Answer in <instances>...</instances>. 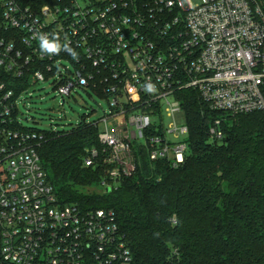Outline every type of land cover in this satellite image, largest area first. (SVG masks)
Here are the masks:
<instances>
[{"label":"built area","instance_id":"1","mask_svg":"<svg viewBox=\"0 0 264 264\" xmlns=\"http://www.w3.org/2000/svg\"><path fill=\"white\" fill-rule=\"evenodd\" d=\"M42 35L59 53L41 50ZM51 79L63 99L88 88L112 107L85 157L103 168L102 192L142 155L177 169L190 150L182 92L219 114L212 140L228 117L264 113V0H0V264H134L113 211L58 203L46 133L20 123L22 96Z\"/></svg>","mask_w":264,"mask_h":264},{"label":"trees","instance_id":"2","mask_svg":"<svg viewBox=\"0 0 264 264\" xmlns=\"http://www.w3.org/2000/svg\"><path fill=\"white\" fill-rule=\"evenodd\" d=\"M180 98L185 163L174 169L142 155L137 173L110 192L87 190L104 175L85 166L86 149L99 147L97 126L46 133L39 154L58 203L113 211L134 264H264V113L228 117L224 139L212 140L209 125L219 114L193 91Z\"/></svg>","mask_w":264,"mask_h":264},{"label":"rangeland","instance_id":"3","mask_svg":"<svg viewBox=\"0 0 264 264\" xmlns=\"http://www.w3.org/2000/svg\"><path fill=\"white\" fill-rule=\"evenodd\" d=\"M203 2L204 0H183V5L190 8ZM111 110L107 97L88 88H76L71 96L63 99L51 79L35 84L22 96L19 103V120L24 128L45 133L71 131L84 122L98 124V129L103 130L105 125L102 120L105 113L108 114ZM182 119L183 114H177L176 121L181 124ZM87 190L90 193H103L100 186Z\"/></svg>","mask_w":264,"mask_h":264},{"label":"clouds","instance_id":"4","mask_svg":"<svg viewBox=\"0 0 264 264\" xmlns=\"http://www.w3.org/2000/svg\"><path fill=\"white\" fill-rule=\"evenodd\" d=\"M40 48L43 52L53 54V53H59L61 50V45L58 42L55 41H49V39L46 36L40 37ZM65 48L67 51L70 52V54L73 56V58H76V53L69 48L67 45H65Z\"/></svg>","mask_w":264,"mask_h":264},{"label":"water","instance_id":"5","mask_svg":"<svg viewBox=\"0 0 264 264\" xmlns=\"http://www.w3.org/2000/svg\"><path fill=\"white\" fill-rule=\"evenodd\" d=\"M107 191L110 192L111 190L108 189Z\"/></svg>","mask_w":264,"mask_h":264}]
</instances>
